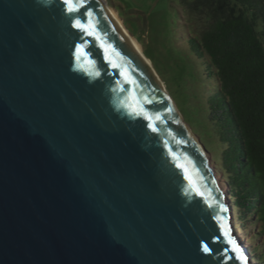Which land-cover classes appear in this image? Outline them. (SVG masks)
Listing matches in <instances>:
<instances>
[{"label":"water","instance_id":"1","mask_svg":"<svg viewBox=\"0 0 264 264\" xmlns=\"http://www.w3.org/2000/svg\"><path fill=\"white\" fill-rule=\"evenodd\" d=\"M217 179L98 0H0V264H255Z\"/></svg>","mask_w":264,"mask_h":264},{"label":"trees","instance_id":"2","mask_svg":"<svg viewBox=\"0 0 264 264\" xmlns=\"http://www.w3.org/2000/svg\"><path fill=\"white\" fill-rule=\"evenodd\" d=\"M180 2L198 15L201 26L183 50L170 52L168 66L179 69L182 79L190 71L186 84L197 83L196 67H203L207 81L215 80L202 104L208 118L203 135L222 147L218 166L237 221L252 223L264 243V0ZM257 260L264 264V253Z\"/></svg>","mask_w":264,"mask_h":264},{"label":"rangeland","instance_id":"3","mask_svg":"<svg viewBox=\"0 0 264 264\" xmlns=\"http://www.w3.org/2000/svg\"><path fill=\"white\" fill-rule=\"evenodd\" d=\"M104 1L107 7L116 15L129 36L137 41L135 42L141 49L142 54L144 55L146 52L153 60L154 64L144 55L178 112L190 124V126L187 125L188 128L191 132L196 131L194 135L203 144L210 158V164L218 177L219 184L227 191L217 161L222 147L215 137L210 139L208 136L203 135V125L207 126L208 123L205 112L206 107H203V105L205 104V97L212 92L216 85L215 80L207 81L204 77L203 67H196L195 72L199 76L197 83L186 84L185 80H188L189 75L191 76L192 73L186 71V77L182 79L179 69L178 72H173L168 66V59L172 50L175 47L183 50L184 42L198 32L201 26L198 15L181 6L180 0ZM190 95L193 98L189 97ZM184 99L186 100L184 101ZM194 110L197 111L198 115L196 119L193 118L196 114ZM183 117L182 121L185 123ZM197 120L202 123L200 126L196 124L195 121ZM232 216L236 235L246 247L251 261L260 264L257 256L260 252L264 253L263 237L256 236V227H253L252 223L249 222L247 226H241L236 219V211H233V208Z\"/></svg>","mask_w":264,"mask_h":264},{"label":"bare ground","instance_id":"4","mask_svg":"<svg viewBox=\"0 0 264 264\" xmlns=\"http://www.w3.org/2000/svg\"><path fill=\"white\" fill-rule=\"evenodd\" d=\"M99 3H101L103 6H105V8H107V11L109 12V14L111 15L112 19L114 20L116 26L119 28V30L125 35V37L127 38V41L129 43V46L131 47V49L135 52V54L138 56V58L141 60V62L143 63V65L147 68V70L149 71V73L153 76V78H155V80L157 81L159 87L162 89V91L165 93V95L167 96V98L170 100V102L172 103V105L175 107L173 101L171 100V98H169V96L167 95V93L165 92L163 85L161 84V82L159 81V79L157 78V76L155 75L153 69L151 68L149 62L147 61V59L144 57V55L141 52V49L139 48V46L136 44V42L129 36V34L127 33V31L125 30V28L123 27V25L120 23V21L117 19L116 15L107 7L106 3L104 0H98ZM175 109L177 110V108L175 107ZM178 112V110H177ZM179 113V112H178ZM218 180V179H217ZM219 182V180H218Z\"/></svg>","mask_w":264,"mask_h":264},{"label":"snow or ice","instance_id":"5","mask_svg":"<svg viewBox=\"0 0 264 264\" xmlns=\"http://www.w3.org/2000/svg\"><path fill=\"white\" fill-rule=\"evenodd\" d=\"M65 2L67 3V0H65ZM72 10H75V9H72ZM232 243H234V241H231ZM207 251V249H205ZM236 251H239L238 248L235 249ZM242 258V257H241Z\"/></svg>","mask_w":264,"mask_h":264}]
</instances>
